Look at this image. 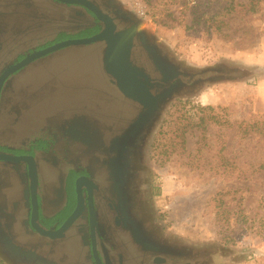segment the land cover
<instances>
[{
  "label": "rangeland",
  "instance_id": "1",
  "mask_svg": "<svg viewBox=\"0 0 264 264\" xmlns=\"http://www.w3.org/2000/svg\"><path fill=\"white\" fill-rule=\"evenodd\" d=\"M119 1L148 40L183 66L196 75L224 74L173 95L157 110L140 170L138 200L147 225L211 254L210 264H264V138L246 131L252 122H264V0L245 18L239 8L228 13L225 0H199V6ZM26 2L47 20L55 16L49 0H0V11ZM211 14L227 19L221 31L209 21ZM18 23L25 28L24 20ZM51 27L45 24L42 34L11 45L20 52L37 36L47 37ZM51 87L56 95H48ZM13 89L10 114L0 116V132L14 130L5 137L12 143L61 113L127 111L103 68L100 44L52 54L18 75ZM0 264L14 262L0 253Z\"/></svg>",
  "mask_w": 264,
  "mask_h": 264
},
{
  "label": "flooded vegetation",
  "instance_id": "2",
  "mask_svg": "<svg viewBox=\"0 0 264 264\" xmlns=\"http://www.w3.org/2000/svg\"><path fill=\"white\" fill-rule=\"evenodd\" d=\"M86 1L109 15L120 29L139 23L119 0ZM49 2L55 13L51 20L29 2L0 11V116L10 114L7 107L15 78L70 46L32 55L92 37L104 26L83 3ZM23 20L26 26L21 29L18 22ZM45 24H52L47 37L37 36L34 44L15 51L13 42L42 34ZM136 53L140 57L134 55L135 60L153 82L152 93L167 94L160 107L175 94L224 76L223 71L196 75L150 40L135 47ZM109 80L117 93L111 100L116 96L124 102L125 113H61L16 143L5 138L14 133L12 128L0 132V154L12 156L0 159V253L14 264H210L211 254L147 225L146 208L138 200L140 170L145 138L159 112L147 114L141 103L126 97L110 76ZM57 90L51 87L48 95H56ZM75 212L62 235L52 237L35 227L56 232ZM139 218L143 234L136 231Z\"/></svg>",
  "mask_w": 264,
  "mask_h": 264
},
{
  "label": "water",
  "instance_id": "3",
  "mask_svg": "<svg viewBox=\"0 0 264 264\" xmlns=\"http://www.w3.org/2000/svg\"><path fill=\"white\" fill-rule=\"evenodd\" d=\"M63 1L79 2L88 6L99 17V19L103 21L104 26L102 30L96 35L86 39L69 40L59 43L32 55L31 58L57 50L64 46L80 47L92 44H100L102 45L103 68L105 72L111 78H113L112 82L118 86V88L126 97L141 103L147 109V114L154 110H159V104L161 101L166 99L167 94L166 92L160 95H154L152 93L151 89L153 82L151 78L140 66L141 64L138 63L134 58V55L139 56L138 53L134 54V48H137L141 44L148 43V38L144 32L143 25L138 23L136 27L127 26L120 29L109 15L90 5L86 0ZM167 80H169V78H166V81ZM147 114L145 112V116L142 117L141 121L146 118ZM11 157L12 156L7 154H0V159L9 160ZM76 215L77 212H75V214L65 223V225L56 232L43 231L37 225H35V227L41 233L50 235L52 237L62 235L71 225ZM142 220L139 218V222H135L136 231L139 234H143L144 231Z\"/></svg>",
  "mask_w": 264,
  "mask_h": 264
},
{
  "label": "trees",
  "instance_id": "4",
  "mask_svg": "<svg viewBox=\"0 0 264 264\" xmlns=\"http://www.w3.org/2000/svg\"><path fill=\"white\" fill-rule=\"evenodd\" d=\"M191 3L195 4L194 6L200 5L199 0H184L185 5ZM225 3L226 7L228 8V13H231L232 11H235V9L239 8L241 9L239 10V17L245 18L252 13H256L259 7L262 6L263 0H249L247 2H241L238 0H225ZM194 16L195 18H200V16L196 14ZM208 19L216 25L218 31H221V27L226 25L227 22V19L224 16H218L217 14H211L210 18ZM189 28H192V25L189 26ZM246 131H248V133H251L252 135H260L261 138H264V122H252L247 126Z\"/></svg>",
  "mask_w": 264,
  "mask_h": 264
}]
</instances>
